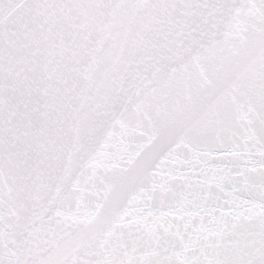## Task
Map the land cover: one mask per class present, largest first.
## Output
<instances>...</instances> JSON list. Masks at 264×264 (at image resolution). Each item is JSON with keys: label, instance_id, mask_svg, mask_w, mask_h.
Returning a JSON list of instances; mask_svg holds the SVG:
<instances>
[{"label": "snow or ice", "instance_id": "6c2138e0", "mask_svg": "<svg viewBox=\"0 0 264 264\" xmlns=\"http://www.w3.org/2000/svg\"><path fill=\"white\" fill-rule=\"evenodd\" d=\"M0 264H264V0H0Z\"/></svg>", "mask_w": 264, "mask_h": 264}, {"label": "water", "instance_id": "95a60500", "mask_svg": "<svg viewBox=\"0 0 264 264\" xmlns=\"http://www.w3.org/2000/svg\"><path fill=\"white\" fill-rule=\"evenodd\" d=\"M122 128L117 126L114 130V135L110 139L107 148L103 153V160L102 162L105 164H110L121 159H126L130 154H133L136 150L139 149V146L143 141L138 137H128L126 142H121L120 133L122 132ZM212 163L214 164H222L225 163L223 160H213ZM85 183L87 186L88 191L85 195H89L93 192L98 190L99 181L94 176L91 170L88 172V176L85 179ZM96 204L94 199L93 200H86L82 201L78 206V211L80 214L84 215L87 214L90 208H95ZM88 229L86 228L85 231Z\"/></svg>", "mask_w": 264, "mask_h": 264}]
</instances>
